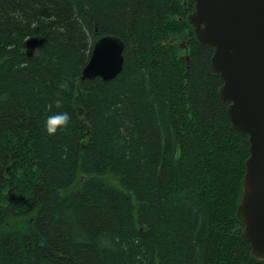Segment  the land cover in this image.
<instances>
[{
    "label": "trees",
    "instance_id": "obj_1",
    "mask_svg": "<svg viewBox=\"0 0 264 264\" xmlns=\"http://www.w3.org/2000/svg\"><path fill=\"white\" fill-rule=\"evenodd\" d=\"M193 0H0V264H264ZM113 80H80L103 36ZM68 112L66 128L44 131Z\"/></svg>",
    "mask_w": 264,
    "mask_h": 264
},
{
    "label": "water",
    "instance_id": "obj_2",
    "mask_svg": "<svg viewBox=\"0 0 264 264\" xmlns=\"http://www.w3.org/2000/svg\"><path fill=\"white\" fill-rule=\"evenodd\" d=\"M188 23L200 45L213 50L211 72L223 85L219 97L228 117L246 134L245 161L237 218L252 257L264 262V0H193ZM124 45L114 36L94 42L80 80H113L122 70Z\"/></svg>",
    "mask_w": 264,
    "mask_h": 264
},
{
    "label": "clouds",
    "instance_id": "obj_3",
    "mask_svg": "<svg viewBox=\"0 0 264 264\" xmlns=\"http://www.w3.org/2000/svg\"><path fill=\"white\" fill-rule=\"evenodd\" d=\"M70 116L68 112H56L46 117L44 121V131L47 135L53 136L58 130L68 126Z\"/></svg>",
    "mask_w": 264,
    "mask_h": 264
}]
</instances>
